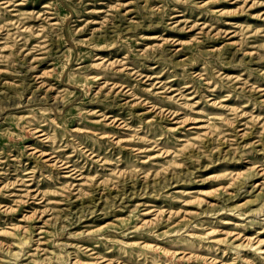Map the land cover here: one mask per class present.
<instances>
[{
    "label": "rangeland",
    "instance_id": "1",
    "mask_svg": "<svg viewBox=\"0 0 264 264\" xmlns=\"http://www.w3.org/2000/svg\"><path fill=\"white\" fill-rule=\"evenodd\" d=\"M0 264H264V0H0Z\"/></svg>",
    "mask_w": 264,
    "mask_h": 264
},
{
    "label": "bare ground",
    "instance_id": "2",
    "mask_svg": "<svg viewBox=\"0 0 264 264\" xmlns=\"http://www.w3.org/2000/svg\"><path fill=\"white\" fill-rule=\"evenodd\" d=\"M183 37V36H182ZM95 78V77H94ZM36 128V127H35ZM65 170V169H64ZM237 171V170H236ZM214 190V189H213ZM197 197H198V195H197ZM198 199H199V197H198ZM29 215V214H28ZM149 224V223H148ZM150 243V242H149ZM153 244V243H152ZM199 254V253H198Z\"/></svg>",
    "mask_w": 264,
    "mask_h": 264
}]
</instances>
